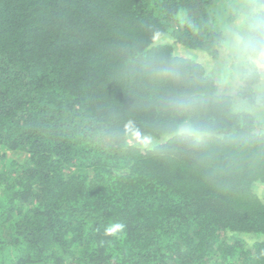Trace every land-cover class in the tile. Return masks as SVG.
<instances>
[{
  "label": "trees",
  "instance_id": "obj_1",
  "mask_svg": "<svg viewBox=\"0 0 264 264\" xmlns=\"http://www.w3.org/2000/svg\"><path fill=\"white\" fill-rule=\"evenodd\" d=\"M220 7L0 0V264H264V108L213 73Z\"/></svg>",
  "mask_w": 264,
  "mask_h": 264
},
{
  "label": "clouds",
  "instance_id": "obj_2",
  "mask_svg": "<svg viewBox=\"0 0 264 264\" xmlns=\"http://www.w3.org/2000/svg\"><path fill=\"white\" fill-rule=\"evenodd\" d=\"M232 11V20L222 24L216 42L217 56L225 65L224 82L246 80L259 98L258 107L264 108V0H237ZM182 131L195 135L190 127Z\"/></svg>",
  "mask_w": 264,
  "mask_h": 264
},
{
  "label": "rangeland",
  "instance_id": "obj_3",
  "mask_svg": "<svg viewBox=\"0 0 264 264\" xmlns=\"http://www.w3.org/2000/svg\"><path fill=\"white\" fill-rule=\"evenodd\" d=\"M237 3V0H221V5L222 7L220 8H224L225 4L227 7H229V9L226 8V11H229L230 12V15H233V13L231 12L232 11V5ZM231 21V20H230ZM229 22V21H228ZM162 41H170V38L169 37H166V38H159L157 42H162ZM178 48V46H177ZM178 52L181 53L182 55H186V56H190L191 53H188L187 51H185L183 48H178ZM204 54L203 53H198L197 54V57H202ZM192 56H195V54L193 53ZM196 57V58H197ZM213 73L216 74L218 77L219 76H223L224 77V73H225V65L219 60L218 62H216L214 64V69H213ZM222 79V82H224V78H221ZM260 117V115H259ZM264 127V126H263ZM140 142V141H139ZM141 143V142H140ZM148 145V144H147ZM261 188V187H260ZM258 192L264 196V189L261 188V189H258ZM242 238H244L245 240H247V242L249 243H252L256 238V236L254 234H242L241 235Z\"/></svg>",
  "mask_w": 264,
  "mask_h": 264
}]
</instances>
